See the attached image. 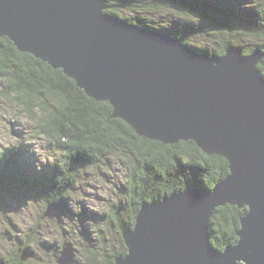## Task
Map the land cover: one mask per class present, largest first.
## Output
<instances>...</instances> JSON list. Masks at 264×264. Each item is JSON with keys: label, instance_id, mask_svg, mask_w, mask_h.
<instances>
[{"label": "water", "instance_id": "water-1", "mask_svg": "<svg viewBox=\"0 0 264 264\" xmlns=\"http://www.w3.org/2000/svg\"><path fill=\"white\" fill-rule=\"evenodd\" d=\"M108 7L107 0H0V36L62 68L91 98L110 102L113 116L140 136L165 145L195 142L226 158L230 170L210 191L187 185L142 202L135 225L121 233L127 250L114 263L264 264L261 51L192 52L168 34L105 13ZM226 204L247 211L238 242L219 250L209 223ZM65 245L62 261L74 262Z\"/></svg>", "mask_w": 264, "mask_h": 264}, {"label": "trees", "instance_id": "trees-1", "mask_svg": "<svg viewBox=\"0 0 264 264\" xmlns=\"http://www.w3.org/2000/svg\"><path fill=\"white\" fill-rule=\"evenodd\" d=\"M137 1L139 2L107 0L109 8L106 11L117 15L121 13L117 11L120 7L129 9L150 6L148 4L146 7ZM170 1L174 4L171 7L180 15L199 23L191 29L182 26L166 27L172 35L181 38L196 52L199 50L191 45V36L194 34L221 38L219 45L222 48L218 52L202 51L210 57L221 56L228 47L241 49L244 56L259 50L262 53V61L258 68L264 76V0H257L259 4L254 6L248 3L249 0H184L193 7L177 2L181 0ZM130 18L128 17V22L147 30L158 28L151 16L137 14ZM0 79L7 82V91H2L4 95L15 92L21 94V102L28 115L36 117L37 108L45 113L47 118L43 120L45 126L42 131L59 146L68 149L67 158L63 161L64 164L71 163V166L56 164L50 173L55 174L53 176L37 177L38 173H35L29 176L28 182H24V176L28 174L16 165H11V159L5 154L0 156V201L12 194L9 193L11 189H15L34 191L45 195L48 204H51V201L60 204L68 191L74 188L76 179L85 167L96 163L116 149L128 150L134 157L142 156L143 160L131 161L137 167L127 181L129 184L126 186V193L129 192L132 196L130 195V199L126 198L123 206H120L124 207L128 203V211L122 210L123 213L118 219V226L124 231L134 226L142 202H151L165 194L179 192L187 185L212 190L230 172L226 158L207 154L195 142L181 141L165 145L140 136L124 119L113 116L114 108L110 102H98L91 98L63 69H56L32 54L20 51L12 40L1 36ZM46 92L51 94L53 102H40ZM78 155L87 158L83 164H74L76 159L69 160L70 157L75 158ZM240 208L232 204L218 206L210 218L211 241L217 249L224 250L228 244L234 245L238 242L240 220L247 211V208ZM125 214L128 218L126 220L123 218ZM121 238L122 235L119 237L122 246ZM88 247L92 249L91 246ZM126 250L127 248L123 253ZM110 252H114L113 247ZM105 253L106 256L109 254ZM117 254L108 255V260L115 264L114 257ZM18 256L7 258V255H0V264H26L23 253ZM90 261V264H102L96 258H90Z\"/></svg>", "mask_w": 264, "mask_h": 264}, {"label": "rangeland", "instance_id": "rangeland-1", "mask_svg": "<svg viewBox=\"0 0 264 264\" xmlns=\"http://www.w3.org/2000/svg\"><path fill=\"white\" fill-rule=\"evenodd\" d=\"M165 1L139 0L138 3L150 6L129 9L120 7L117 11L121 13L117 15L111 14L109 10L105 13L126 22L128 17L137 14L151 16L155 20L154 23L158 24L154 32L168 34L187 45L181 38L172 35L166 27L182 26L191 29L199 23L180 15L171 7L174 4L170 0ZM177 2L183 6L193 7L184 0ZM248 3L252 6L259 4L257 0H249ZM191 37V45L199 50L198 53L205 50L218 52L222 48L219 45L222 42L221 38L198 33ZM234 49L241 51L236 47ZM3 90L7 91V82L0 79V156L5 154L11 159V165H16L28 174L24 176V182H28L29 176L35 173H38L37 177L55 175L50 173L58 163L71 166V163L64 164L63 161L67 158L68 149L59 146L42 131V127L45 126L43 120L47 118L45 113L37 108L38 113L32 118L24 110L20 93L15 92L6 96ZM44 95L40 102L52 101L51 94L46 92ZM74 159H76L74 164H83L87 158L78 155L75 158L70 157L69 160ZM132 160L141 161L143 158L134 157L131 151L116 149L96 163L89 164L76 179L74 188L68 191L64 198L62 197L60 204L51 201L52 209L59 208L58 215L56 211L52 218L44 213L47 205L49 206L45 195L34 191L11 189L9 193L12 194L4 196L5 198L0 201V255H7V258H10L14 255L20 257L23 253L26 264H59V257L63 256V252L68 248L65 243L73 248L76 260L75 263L69 264H90V258L107 264L108 255L123 253L126 247L119 243L123 231L118 226V219L123 213L122 210L128 211V203L124 207L120 206H123L126 198L130 199V195L132 196L131 193H126V186L129 184L127 181L137 167ZM190 176L193 178L191 172ZM123 218L128 219L127 214ZM111 247L114 248L113 253L110 252ZM105 252L109 254L106 256ZM69 260L72 261L70 257Z\"/></svg>", "mask_w": 264, "mask_h": 264}, {"label": "bare ground", "instance_id": "bare-ground-1", "mask_svg": "<svg viewBox=\"0 0 264 264\" xmlns=\"http://www.w3.org/2000/svg\"><path fill=\"white\" fill-rule=\"evenodd\" d=\"M108 3V2H107ZM149 31V30H148ZM154 31V30H153ZM5 37H8V36H5ZM9 38V37H8ZM10 39V38H9ZM187 47L192 51V52H196V51H194L193 49H191V47L189 46V45H187ZM219 56V55H218ZM222 56V55H221ZM215 57V56H214ZM38 58V57H37ZM42 60V59H41ZM44 61V60H43ZM46 62V61H45ZM57 69V68H56ZM59 69V68H58ZM61 69V68H60ZM156 141V140H155ZM159 142H161V141H159ZM210 193V192H209ZM51 207V208H53V206H52V204H49V206H47V208H46V210L45 211H47L49 208ZM240 208V207H239ZM59 209V208H58ZM58 209H55L54 210V212H56L57 211V215H58ZM241 209V208H240ZM52 218V217H51ZM119 240V239H118ZM65 243V242H64ZM65 244H67V243H65ZM121 244H122V246H124V247H126V245H125V243H124V241H123V238H121ZM63 258V256H60L59 257V259H58V263L59 264H69V262H63L62 261V259H60V258ZM76 262V260H74V263Z\"/></svg>", "mask_w": 264, "mask_h": 264}, {"label": "flooded vegetation", "instance_id": "flooded-vegetation-1", "mask_svg": "<svg viewBox=\"0 0 264 264\" xmlns=\"http://www.w3.org/2000/svg\"><path fill=\"white\" fill-rule=\"evenodd\" d=\"M180 180H181V178H180ZM180 182H182V181H180ZM106 262H107V264H113V262L111 260H107Z\"/></svg>", "mask_w": 264, "mask_h": 264}]
</instances>
